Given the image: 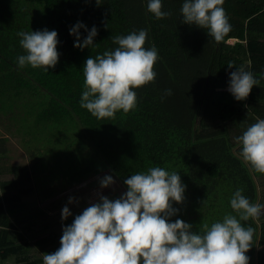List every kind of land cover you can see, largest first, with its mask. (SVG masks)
<instances>
[{
    "label": "trees",
    "instance_id": "16d2710c",
    "mask_svg": "<svg viewBox=\"0 0 264 264\" xmlns=\"http://www.w3.org/2000/svg\"><path fill=\"white\" fill-rule=\"evenodd\" d=\"M183 2L162 0V10L171 16L157 20L147 10L149 0H0V120L13 122L32 160L9 164L15 177L3 186L18 193H6L10 208L0 202L2 258L15 254L16 264H43L27 233L12 220V199L22 200L37 186L49 192L54 189L49 186L72 187L111 175L126 192V178L162 167L186 185L183 204L173 202L179 212L171 222L181 219L197 232L204 223L236 215L230 199L237 189L264 204V174L252 172L241 159L237 139L264 119V0H225L232 29L221 43L182 22ZM78 22L98 30L94 44L83 50L70 34ZM44 29L58 33V64L48 72L20 68L18 57L26 52L17 33ZM141 29L148 33L145 48L158 51L155 81L133 89L137 107L128 114L121 110L115 118L97 119L80 106L85 61L115 50L112 36ZM79 33L82 42L88 32L81 28ZM241 67L259 84L246 100L237 101L228 88L230 73ZM120 192L108 198L115 200ZM242 223L255 228L254 245L246 253L249 264H264V211L259 223ZM47 241L51 250L44 241H37L38 247L54 251L58 233Z\"/></svg>",
    "mask_w": 264,
    "mask_h": 264
},
{
    "label": "clouds",
    "instance_id": "9594fccd",
    "mask_svg": "<svg viewBox=\"0 0 264 264\" xmlns=\"http://www.w3.org/2000/svg\"><path fill=\"white\" fill-rule=\"evenodd\" d=\"M98 2V0H97ZM225 0H184L182 22L206 30L215 42L221 43L232 26L223 8ZM162 0H149L147 10L157 20L171 16L162 10ZM85 28L87 36L79 30ZM76 37L74 46L83 50L94 44L98 30H88L78 22L70 29ZM19 43L26 54L18 57L24 68L54 69L59 62L58 33L49 31H20ZM147 31H133L126 36H112L115 50L89 57L83 67L84 91L80 106L97 119L115 118L118 111L128 114L137 107V93L155 81L154 66L158 60L155 46L145 48ZM229 68L233 65L229 63ZM237 69V68H236ZM259 84L251 71L238 68L230 73L229 91L237 101L246 100ZM166 95L172 90L167 89ZM242 146L241 159L254 173L264 174V119H257L237 138ZM115 180L107 175L100 186L107 188ZM127 191L112 200L100 195L70 225L63 227L60 247L43 255V264H249L246 253L254 245L255 228L248 222L259 223L264 204L251 202L237 189L230 199L231 209L222 221L209 226L204 223L199 232L193 225L171 217L179 212L173 202L183 204L186 185L176 172L151 167L124 180ZM74 202L73 198L69 203ZM206 202V201H204ZM72 213L65 206L62 219Z\"/></svg>",
    "mask_w": 264,
    "mask_h": 264
},
{
    "label": "crops",
    "instance_id": "0c3cea01",
    "mask_svg": "<svg viewBox=\"0 0 264 264\" xmlns=\"http://www.w3.org/2000/svg\"><path fill=\"white\" fill-rule=\"evenodd\" d=\"M3 125L4 123L2 122V120H0V202L5 207L10 208L8 202H5L6 193H8L9 195H14L18 193V189L12 187H7L5 189L3 186L6 179H13L15 177V172L10 169L9 164L12 162L28 163L29 160H27V156L30 157V153L25 147L24 151H20L19 147L16 146L17 144H15L12 137L9 134L5 135ZM5 136L9 139L6 142L4 140ZM86 184L80 183L72 187H64L66 188V190L64 189L66 192L65 194H61L60 196H51V188V190L48 192L47 188H45L44 186H38L34 187V190L32 188V194L28 192L22 200H19L18 198L12 199L14 201L11 204V207L14 210L12 220L15 226L17 227L18 231L25 232L26 230V238L34 246L35 250L39 252L42 258L45 252L38 247L37 241H44V247L48 250H51V242L49 244V241L47 240L52 238L55 233H58L59 242L57 244V247L54 249V251L52 250L49 253H54L55 251H57L60 247V239L62 237L57 229H59L62 225L64 226V223L73 221L76 215L82 213L85 206L83 202L88 203L85 207H88L90 203L95 202L93 201L92 193L91 195L84 198L83 189H85V187L87 186ZM89 192L90 191L88 190L86 192V195ZM40 193H42L43 196ZM70 198H73L74 202L69 203ZM59 203H66L67 207L72 213V215L69 216L67 220H60V214H56V212L58 211L57 205ZM79 206H81L80 209H78ZM14 258L15 254H10L7 258H2L0 256V264H16ZM8 259L11 261L8 262Z\"/></svg>",
    "mask_w": 264,
    "mask_h": 264
},
{
    "label": "rangeland",
    "instance_id": "374dc122",
    "mask_svg": "<svg viewBox=\"0 0 264 264\" xmlns=\"http://www.w3.org/2000/svg\"><path fill=\"white\" fill-rule=\"evenodd\" d=\"M229 42H231V43H234L235 42V40L234 39H230L229 40ZM220 88V87H219ZM224 89V88H223ZM3 123H4V125H3V128H4V133H5V135L6 134H9L11 137H12V139H13V141L15 142V144H17L16 146H18L19 147V149H20V151L22 152V151H24V146H23V140H22V138H21V135L19 134V135H17L16 134V129H15V126L12 124L13 122L12 121H10L8 118H6L4 121H2ZM11 125L10 127H8L7 128V125ZM27 160H29L28 161V163L29 164H31L32 163V160L30 159V157L29 156H27ZM97 177V176H96ZM94 180H95V183H94ZM93 180V182L92 183H90L89 181H86V183H88V184H86L87 186L85 187V189H83V192H84V198H86L87 196H89V195H91V193L93 194V201H98V199H99V196L100 195H104V196H110V195H112V194H115V193H117V192H120V191H122V189L121 188H119V186H118V184H117V182L115 181V183L113 184V185H110L109 187H107V188H102L101 186H100V180L99 179H94ZM51 185H53V186H56L57 185V183L56 182H53ZM89 185V186H88ZM85 186V185H84ZM38 187V186H37ZM51 188H54V189H52L51 190V192H52V194L54 195V196H60L61 194L63 195V194H65V190H66V188H64V187H62L61 185H59V186H57V188H55V187H52V186H50ZM92 188H94V189H92ZM65 189V190H64ZM92 189V190H91ZM85 190V191H84ZM90 191L87 195H86V192L87 191ZM124 192H120V194L122 195ZM40 194H42V193H40ZM37 197V196H36ZM92 197V196H91ZM120 197V196H119ZM61 201V200H60ZM62 203V202H61ZM84 203V205L86 206L88 203H85V202H83ZM65 206H67V204L66 203H64V204H58L57 205V209H58V211L56 212V214H60V216H59V219L61 220L62 219V209L65 207ZM76 208V207H75ZM81 208V206H79L78 207V209H80ZM77 209V208H76ZM53 213H55V212H53ZM61 222V221H60ZM73 221H68V223H64L65 225L64 226H66V225H70L71 223H72ZM63 225L59 228V229H57V231L60 233V235H63V227H64ZM23 230H25V229H23ZM25 232H26V230H25ZM8 262H10L11 260H7Z\"/></svg>",
    "mask_w": 264,
    "mask_h": 264
},
{
    "label": "water",
    "instance_id": "95a60500",
    "mask_svg": "<svg viewBox=\"0 0 264 264\" xmlns=\"http://www.w3.org/2000/svg\"><path fill=\"white\" fill-rule=\"evenodd\" d=\"M235 41H237V39H234ZM229 89V88H228Z\"/></svg>",
    "mask_w": 264,
    "mask_h": 264
}]
</instances>
